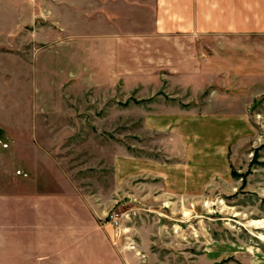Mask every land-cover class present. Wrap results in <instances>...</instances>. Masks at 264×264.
Wrapping results in <instances>:
<instances>
[{
    "label": "rangeland",
    "instance_id": "rangeland-1",
    "mask_svg": "<svg viewBox=\"0 0 264 264\" xmlns=\"http://www.w3.org/2000/svg\"><path fill=\"white\" fill-rule=\"evenodd\" d=\"M46 5L0 0V239L38 190L111 229L99 264L264 262V56L237 81L228 61L216 82L177 68L170 45L109 64L28 23ZM17 231L26 245L27 218Z\"/></svg>",
    "mask_w": 264,
    "mask_h": 264
},
{
    "label": "crops",
    "instance_id": "crops-1",
    "mask_svg": "<svg viewBox=\"0 0 264 264\" xmlns=\"http://www.w3.org/2000/svg\"><path fill=\"white\" fill-rule=\"evenodd\" d=\"M44 2L45 10L33 14L28 23L42 17L43 26L48 30L44 32L60 34V42L70 45L62 48L75 54L83 53L81 43L87 36L92 43V56L96 57L94 52H104L99 57L109 64L133 54L146 63L149 43L155 44L152 49L156 47L158 51H167L170 45L171 60L177 68H187L192 75L216 82L220 72H213L214 67L220 61H228L231 66L225 72L229 78L233 76L228 81H237L234 77L238 75L240 63H244L245 52L251 53L252 72L264 56V47L258 45L264 41V0ZM52 10H59L58 21L53 18ZM245 38L251 40L247 46L243 42ZM2 56L0 49V61ZM73 59L67 53L65 64L73 66ZM29 196L33 198L27 204L23 201L14 204L13 199L11 226L12 233L15 230L16 233L10 238L2 234L0 264H99L100 247L110 244L108 226H101L98 218L84 222L73 213L69 215L67 196L38 190ZM22 204L27 206V213L21 210ZM21 217L27 218L29 228L28 243L24 246L17 231Z\"/></svg>",
    "mask_w": 264,
    "mask_h": 264
},
{
    "label": "built area",
    "instance_id": "built-area-1",
    "mask_svg": "<svg viewBox=\"0 0 264 264\" xmlns=\"http://www.w3.org/2000/svg\"><path fill=\"white\" fill-rule=\"evenodd\" d=\"M121 218L119 217V214L117 213H110L107 218L104 220V224H111L115 227V229L117 228L118 231L117 232H121V226H122V223H121ZM120 220V222H119Z\"/></svg>",
    "mask_w": 264,
    "mask_h": 264
}]
</instances>
